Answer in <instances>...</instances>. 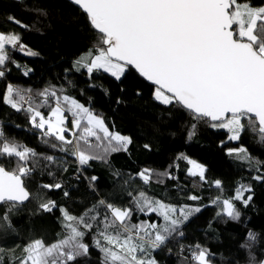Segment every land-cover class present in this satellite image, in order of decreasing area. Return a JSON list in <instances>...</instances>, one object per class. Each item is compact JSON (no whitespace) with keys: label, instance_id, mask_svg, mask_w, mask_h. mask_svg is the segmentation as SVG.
Returning a JSON list of instances; mask_svg holds the SVG:
<instances>
[{"label":"trees","instance_id":"obj_1","mask_svg":"<svg viewBox=\"0 0 264 264\" xmlns=\"http://www.w3.org/2000/svg\"><path fill=\"white\" fill-rule=\"evenodd\" d=\"M251 5L264 6V0H251ZM8 16H14L27 27L9 22ZM0 32L18 33L24 45L23 50L6 45L9 59L0 69L4 72L0 77V131L10 143L36 153L27 162L32 171L24 179L30 199L9 213L15 231L0 229V248L5 250L0 254V264H15L16 258L24 255L22 248L31 240L42 239L50 245L62 238L58 234L65 231L66 222L60 208L79 217L95 206L92 215L99 221L107 211L99 205L103 200L105 204L132 208L133 224L154 220L162 223L154 212L145 215L135 210L128 193L138 195L141 190L177 208H201L199 213L193 211L177 233L152 252L157 264H192L190 249L196 245L213 254L209 257L212 264H264V181L253 179L264 176L262 134L246 128L240 139L232 143L227 131L209 126L211 121H195L190 112L175 102L165 105L157 101L155 86L135 69H126L119 80L101 71L91 74L83 69L76 71L75 61L87 58L90 50L93 55L98 54L94 48L98 34L86 14L68 0H0ZM9 84L20 89L33 105L45 101V97L38 95L45 89L55 90L61 97L67 95L101 117L110 132L127 136L131 142L126 150L106 152L107 141L89 137L93 146L90 153L100 158L80 165L71 150L81 130H73L69 121L67 126L73 132L66 133L65 138L73 141V145H64L67 150L60 151L61 142L43 136L29 122L25 112L29 102L21 110L24 125L14 123L18 112L3 103ZM54 105L55 97H47L45 106L40 108L45 118ZM193 124L194 134L189 135ZM79 143L82 148L87 147L83 141ZM241 147L246 154L235 151L229 154ZM47 156L53 160L45 159ZM244 158L246 162L242 161ZM17 159L0 158V164L12 170ZM189 159L204 167L205 181L199 175H189ZM144 169L151 173L147 184L138 175ZM216 181L221 182L219 188ZM56 183L61 184L60 189L42 187ZM241 185L251 188V192H244L245 199L252 196L248 206L233 200L239 218L218 216L222 204L217 207L212 201L217 197H234ZM192 195L199 199H187ZM49 200L56 207L44 212L40 204ZM4 207L0 206V213ZM97 227L102 225L94 222L93 228L86 230L84 243L89 246V253L74 264H101L102 254L93 243ZM249 233L254 239H248Z\"/></svg>","mask_w":264,"mask_h":264},{"label":"snow or ice","instance_id":"obj_2","mask_svg":"<svg viewBox=\"0 0 264 264\" xmlns=\"http://www.w3.org/2000/svg\"><path fill=\"white\" fill-rule=\"evenodd\" d=\"M74 3L83 10L98 34L94 46L98 54L93 55L90 50L87 58L82 57L76 62L78 66L86 68L90 74L94 70H103L117 80L126 69H135L156 86L154 98L160 103L171 105L175 102L190 112L193 120L211 121L209 126L227 130L231 141L239 140L246 128L262 134L264 139V6H252L251 0H74ZM7 19L27 27L14 16ZM6 45L24 49L18 33L0 32V69L9 59ZM3 76L4 72L0 70V77ZM38 95L45 97V101L35 105L29 102L25 109L29 122L43 136L61 142L60 151H66L64 145H73V141L64 136L69 131L64 127V113H69L72 129L81 130L71 150L80 165L100 158L90 153L93 146L88 142L89 137L107 141L106 152L126 150L131 142L127 136L110 132L102 119L71 97L58 96L55 90L48 89ZM49 96L55 97V107L45 118L40 108L45 106ZM26 99L20 89L9 84L3 103L20 112ZM192 128L189 135L194 134L195 124ZM79 141L87 147L82 148ZM50 146L57 147L55 144ZM233 151L246 154L243 147L230 150L229 154ZM35 156L28 147L10 143L0 131V158H18L12 170H6L0 164V205H5L0 213V229L15 231L9 213L29 200L30 192L26 190L24 179L32 171L27 162ZM45 159L51 161L53 157ZM188 163L192 165L189 175L199 174L201 181H205L204 167L190 159ZM138 175L147 184L151 173L144 169ZM253 179L264 181V176ZM215 185L219 188L221 182L216 181ZM42 187L60 189L61 184H44ZM245 191L251 192V188L241 185L236 188L234 197H217L212 201L217 207L222 204L217 215L238 219L240 213L233 200L248 206L252 196L245 199ZM128 194L136 211L145 215L154 212L162 218V223L154 220L133 224L132 208L105 204L103 200L99 205L107 211L99 221L92 215L95 206L79 217L60 208L66 222L63 224L65 231L58 234L62 238L50 245L42 239L29 241L22 248L24 255L17 257L15 264H74L79 257L89 253L84 237L94 222L102 225L93 233L94 246L102 254L101 264H157L152 252L177 233L193 211H201L199 207L194 210L183 206L177 208L147 196L142 190L138 195ZM187 199L195 201L199 198L192 195ZM40 207L44 212H51L56 204L49 200ZM248 239H254V235L249 233ZM4 251L0 248V254ZM190 251L192 264H212L209 257L213 254L207 249L196 245Z\"/></svg>","mask_w":264,"mask_h":264},{"label":"rangeland","instance_id":"obj_3","mask_svg":"<svg viewBox=\"0 0 264 264\" xmlns=\"http://www.w3.org/2000/svg\"><path fill=\"white\" fill-rule=\"evenodd\" d=\"M77 61H78V60H77ZM77 61H75V63L73 64L74 69H75L76 71L83 69L87 74H89L86 68H84V67H80V66H78V65L76 64ZM94 71H97V70H94ZM100 71L103 72V70H99V72H100ZM104 73H105V72H104ZM106 74H108L109 76H111L109 73H106ZM114 78H115V77H114ZM28 102H29V101H25V102L22 104L21 108H24V107L28 104ZM79 104H81V103H79ZM81 105H82V104H81ZM82 106H83V105H82ZM53 107H55V105H54ZM84 107H85V106H84ZM92 114H93V113H92ZM64 115H65V117H66L64 127H66V128L69 129L68 132H65V133H64V136H65L66 133L70 134V133H72L73 131L70 129V127L67 126V125L69 124V121H70V122L72 121V117H71V115H70L69 113H67V112H65ZM93 115H94V114H93ZM48 116H49V115H48ZM95 116H97V115H95ZM97 117H99V116H97ZM47 118H48V117H47ZM99 118L101 119V117H99ZM102 120H103V119H102ZM82 122H85V121H82ZM103 122H104V120H103ZM14 123H16V124H18V125H21V126L24 125L23 120H22L21 111L18 112L17 116L15 117ZM85 123H86V122H85ZM45 129H47V125H45ZM217 129H221V128H217ZM223 130H225V129H223ZM225 131H227V130H225ZM227 132H228V131H227ZM228 133H229V132H228ZM229 135H230V133H229ZM229 141H231V140H229ZM236 141H237V140H236ZM236 141H231V142L233 143V142H236ZM242 161H243V162H246V161H247V158H246V159L244 158ZM191 168H192V165L190 166V169H191ZM197 175H199V174H197Z\"/></svg>","mask_w":264,"mask_h":264},{"label":"water","instance_id":"obj_4","mask_svg":"<svg viewBox=\"0 0 264 264\" xmlns=\"http://www.w3.org/2000/svg\"><path fill=\"white\" fill-rule=\"evenodd\" d=\"M69 2H72L73 3V5L74 6H77L82 12H83V10L76 4V3H74V0H68ZM234 27V26H233ZM143 78V77H142ZM149 82V81H148ZM150 84H151V82H149ZM151 85H153V84H151ZM153 86H155V85H153ZM155 88H156V86H155ZM170 95V94H169ZM210 122V121H209ZM30 199V198H29ZM28 201L29 200H27V201H24L22 204H20L19 206H23V205H25V204H27L28 203ZM0 206H2V205H0Z\"/></svg>","mask_w":264,"mask_h":264},{"label":"built area","instance_id":"obj_5","mask_svg":"<svg viewBox=\"0 0 264 264\" xmlns=\"http://www.w3.org/2000/svg\"><path fill=\"white\" fill-rule=\"evenodd\" d=\"M27 99H26V101H28V97H26Z\"/></svg>","mask_w":264,"mask_h":264}]
</instances>
